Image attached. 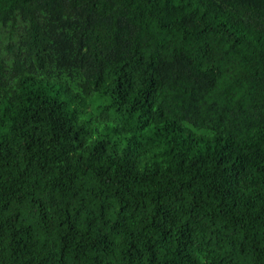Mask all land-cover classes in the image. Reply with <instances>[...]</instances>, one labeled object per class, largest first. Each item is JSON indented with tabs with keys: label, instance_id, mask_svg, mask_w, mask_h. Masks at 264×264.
I'll list each match as a JSON object with an SVG mask.
<instances>
[{
	"label": "trees",
	"instance_id": "obj_1",
	"mask_svg": "<svg viewBox=\"0 0 264 264\" xmlns=\"http://www.w3.org/2000/svg\"><path fill=\"white\" fill-rule=\"evenodd\" d=\"M0 264H264V0H0Z\"/></svg>",
	"mask_w": 264,
	"mask_h": 264
}]
</instances>
